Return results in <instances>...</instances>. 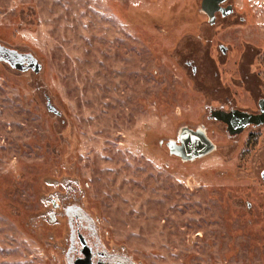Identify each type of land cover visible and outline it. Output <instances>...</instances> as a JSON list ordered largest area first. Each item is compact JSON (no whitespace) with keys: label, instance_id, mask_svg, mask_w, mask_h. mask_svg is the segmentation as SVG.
<instances>
[{"label":"rangeland","instance_id":"1","mask_svg":"<svg viewBox=\"0 0 264 264\" xmlns=\"http://www.w3.org/2000/svg\"><path fill=\"white\" fill-rule=\"evenodd\" d=\"M201 2L0 0V45L42 65L0 61V264H67L45 213L68 182L137 264H264V126L231 137L210 117L264 97V0L214 25ZM183 127L216 150L170 155Z\"/></svg>","mask_w":264,"mask_h":264},{"label":"flooded vegetation","instance_id":"2","mask_svg":"<svg viewBox=\"0 0 264 264\" xmlns=\"http://www.w3.org/2000/svg\"><path fill=\"white\" fill-rule=\"evenodd\" d=\"M217 15L223 16L221 13H217L216 19ZM188 65L192 66L193 62H188ZM192 70L194 74L197 72L195 66L192 67ZM257 96L259 98L257 109L245 112L252 114L260 113L259 102L264 100V97L261 92H258ZM232 110L237 109L227 108L225 104H222L217 109H210V117L212 118L214 112L217 111L231 112ZM59 117H61V115ZM251 127L255 128L254 126H249L247 129H250ZM197 129L198 128L191 130L195 131ZM263 173L264 172H262V174ZM66 190L67 194L65 196H57L56 200H52L53 208L45 213V219L51 224L59 225L62 222L65 224L67 232L64 236V252L67 264H79V262H81L80 264H84L82 263L84 260L87 261L88 264H137L122 250L119 251L115 248L109 249L105 246L99 233L97 221L93 219L88 211L78 202L79 194L83 193L80 191L77 183H66Z\"/></svg>","mask_w":264,"mask_h":264},{"label":"water","instance_id":"3","mask_svg":"<svg viewBox=\"0 0 264 264\" xmlns=\"http://www.w3.org/2000/svg\"><path fill=\"white\" fill-rule=\"evenodd\" d=\"M228 1L230 0H202L201 11L208 17L211 25L215 24L217 13H221L223 16L233 13L231 5L223 7ZM0 61L8 63L13 69L24 73L33 71L39 74L42 70V65L32 54H21L2 45H0ZM46 99L47 110L55 116H60L61 113L52 104L50 97L47 96ZM259 108L260 113L258 114L240 110H232L231 112L217 111L214 112L212 119L225 124L227 133L230 136H238L243 134L249 126H254L255 128L264 126V100L259 102ZM167 147L172 156L181 158L183 162H193L202 159L213 153L217 148L208 137L205 127L198 128L195 131L183 127L178 134V141H168ZM262 180L264 183V173L262 174ZM82 263L88 264L85 260Z\"/></svg>","mask_w":264,"mask_h":264},{"label":"trees","instance_id":"4","mask_svg":"<svg viewBox=\"0 0 264 264\" xmlns=\"http://www.w3.org/2000/svg\"><path fill=\"white\" fill-rule=\"evenodd\" d=\"M250 143L255 146V145H257V140H255V141L252 140V141H250Z\"/></svg>","mask_w":264,"mask_h":264}]
</instances>
